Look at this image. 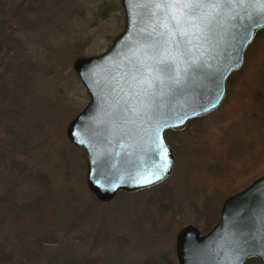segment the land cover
Returning <instances> with one entry per match:
<instances>
[{"label":"rangeland","instance_id":"rangeland-1","mask_svg":"<svg viewBox=\"0 0 264 264\" xmlns=\"http://www.w3.org/2000/svg\"><path fill=\"white\" fill-rule=\"evenodd\" d=\"M44 1L0 0V79L11 78L17 85V94L8 96L2 84L0 114L17 112L23 117L17 115L16 121L23 118L21 130L22 124L26 129L20 136L0 134L2 162L13 166L11 150L24 155L21 172H0V194L12 191L17 205L48 195L54 215L47 223L26 214L24 207L7 210L0 203V241L13 244L6 264H177L176 233L187 224L205 225L187 191L194 123L176 133L166 131L175 166L164 182L98 202L86 185V156L66 136L68 122L89 100L73 63L111 45L123 30L124 11L120 0H50L47 21L30 24L29 7L34 5L36 14V5ZM12 38L23 43L18 44L26 52L23 61L33 64V71H9L13 59L5 60ZM247 181L228 185L230 195ZM158 195L172 202L173 220L167 228L156 227L148 212L147 203Z\"/></svg>","mask_w":264,"mask_h":264},{"label":"water","instance_id":"water-1","mask_svg":"<svg viewBox=\"0 0 264 264\" xmlns=\"http://www.w3.org/2000/svg\"><path fill=\"white\" fill-rule=\"evenodd\" d=\"M120 4L123 30L105 51L73 63L89 100L66 127L67 139L85 152L87 188L101 202L171 175L175 157L165 131L183 130L220 105L229 75L264 28V0H230L219 15L213 10L186 24L184 43L179 35L165 43L160 33L169 32L171 19L157 0ZM193 33L202 38L186 42ZM175 255L177 264H246L253 257L264 264V174L223 200L207 232L183 226Z\"/></svg>","mask_w":264,"mask_h":264},{"label":"trees","instance_id":"trees-1","mask_svg":"<svg viewBox=\"0 0 264 264\" xmlns=\"http://www.w3.org/2000/svg\"><path fill=\"white\" fill-rule=\"evenodd\" d=\"M50 2V0H45L42 3L45 10H48ZM26 3L27 1L23 2L24 5ZM11 42L12 45H16L13 38ZM11 52L8 50L7 61L13 58ZM4 66L7 65L4 64ZM11 72L14 73V71ZM8 73L9 71H4V75ZM0 86V92L8 96L13 95V92L17 90V85L11 78H4L2 81L0 79ZM17 115L20 114L14 111L0 114V134L24 135L26 129L23 124L21 130L23 118L18 122L16 121ZM191 123H194L193 128H196L194 132L196 138L190 156L187 191L194 205L205 217L204 229L196 226L201 233H205L217 221L221 204L231 193L227 186L237 184L243 179H248L245 184L247 185L255 177L264 174V28L256 32L254 39L246 48L242 67L229 75L226 95L220 105L207 115L187 122V124ZM169 132L176 133L177 131L169 130ZM8 155L11 157L13 166L0 160V172L4 174L21 172L24 161L23 153L11 150ZM213 185L215 189L212 188ZM197 187L198 190L195 192ZM51 200L50 196L46 195L17 205L12 191L7 190L0 194V203L4 209L13 208L14 210L17 206L20 209L24 207L26 214L39 217L47 223H50L49 220L54 216L50 205L53 206ZM199 200L205 203L198 204ZM171 203L166 195L155 196L147 203L148 212L156 227L167 228L171 225L173 220ZM17 216L16 219L22 221L23 216ZM10 245L13 244L8 240L0 241V264H6L11 260ZM246 264H261V262L253 257L249 258Z\"/></svg>","mask_w":264,"mask_h":264},{"label":"snow or ice","instance_id":"snow-or-ice-1","mask_svg":"<svg viewBox=\"0 0 264 264\" xmlns=\"http://www.w3.org/2000/svg\"><path fill=\"white\" fill-rule=\"evenodd\" d=\"M230 2V0H157L161 10L165 13L166 17L171 19V27L169 32H161L160 36L162 38L167 37L164 42L168 43L171 40H175V37L179 35L181 40L178 43H184V38L189 37L188 31L185 30V25L189 24L193 18H203L206 14L211 16L213 15V10L216 15H219V9L221 6H225ZM239 2V0H236ZM175 8L176 11H171ZM247 27H251L248 25ZM201 36L193 33L186 42L191 43L192 39H201ZM180 81H177L179 84ZM159 175H156L155 179H160ZM145 183H151L152 180L148 179L144 181Z\"/></svg>","mask_w":264,"mask_h":264},{"label":"flooded vegetation","instance_id":"flooded-vegetation-1","mask_svg":"<svg viewBox=\"0 0 264 264\" xmlns=\"http://www.w3.org/2000/svg\"><path fill=\"white\" fill-rule=\"evenodd\" d=\"M32 2V1H31ZM32 8L29 7V10L27 12H29V14H31V16H29V20L28 21L30 24H35L37 22H42V21H47V16L48 13L47 11L44 9V4H38L36 5V7H38L37 9H39V12H37L35 14L34 11V5L31 6ZM34 14V15H32ZM40 14V15H39ZM50 17V15H49ZM16 42V45H12V42L10 43V45H7V48L9 49V51H12V56H13V65L12 63L7 64L10 66L9 71H33V64L31 65H27L24 61H23V57L25 56L26 52L25 51H21L20 52V45L23 43L21 42V40H16L14 39ZM20 41V45L18 46ZM22 48L24 49V47L22 46ZM7 61V60H6ZM8 62V61H7ZM4 64V62H1V66ZM167 132L169 130H166ZM166 131H165V138H166ZM167 143L170 145V143L168 142L167 138H166ZM171 146V145H170ZM172 148V147H171ZM174 153V152H173ZM175 157V155H174ZM175 166V165H174ZM174 170V169H173ZM173 172V171H172ZM172 174V173H171ZM165 181V180H164ZM163 181V182H164ZM162 183V182H161ZM160 184V183H159ZM156 186V185H155ZM154 187V186H153ZM152 188V187H151ZM149 189V188H148Z\"/></svg>","mask_w":264,"mask_h":264}]
</instances>
